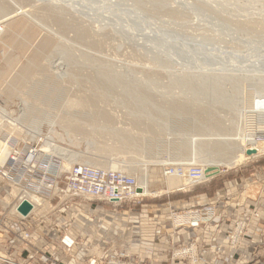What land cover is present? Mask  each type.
Masks as SVG:
<instances>
[{
	"label": "rangeland",
	"instance_id": "1",
	"mask_svg": "<svg viewBox=\"0 0 264 264\" xmlns=\"http://www.w3.org/2000/svg\"><path fill=\"white\" fill-rule=\"evenodd\" d=\"M0 27V144L40 151L49 135L112 169L138 163L126 173L155 203L264 174L263 131L257 156L189 191L167 187L153 165L189 156L193 138L204 156L224 155L217 163L233 155L221 138L264 126V0H0ZM31 125L39 138L24 135ZM62 155L42 153L39 170L65 171Z\"/></svg>",
	"mask_w": 264,
	"mask_h": 264
},
{
	"label": "built area",
	"instance_id": "2",
	"mask_svg": "<svg viewBox=\"0 0 264 264\" xmlns=\"http://www.w3.org/2000/svg\"><path fill=\"white\" fill-rule=\"evenodd\" d=\"M8 148V154L0 157V187H8L10 192L0 194V233L6 232L13 236L8 246L18 252H26L25 256H17L11 253L0 254V264H61L54 255L44 248L43 236L34 239L29 230L30 216L43 218L51 208L68 205L75 200L96 201L106 204H121L129 202L134 206L146 197L143 191H137L139 187L137 179L116 169L94 167L88 164L73 163L65 171L56 174L48 173L49 169L39 170L40 153L35 144H29L24 149H19L14 141H4ZM163 177L175 176L183 180L177 186L176 191H189L196 185L210 180L205 172V167L194 162L168 163L161 167ZM248 181V182H247ZM260 182L256 192L254 189L247 193L248 187ZM256 186V185H255ZM12 187L17 189L12 194ZM239 198L238 208L249 206L251 210L241 214V211L231 217L224 233L223 242L211 243L216 232V209L222 204V200L214 194L210 201L192 204L190 206L171 210L169 217L173 223L175 234L189 232L190 239L169 246L168 260L172 263L178 261L186 264H208L206 258L217 253L228 251L238 252L246 248L249 243V251L252 258L264 255V231H260L258 240H252L254 234L252 228L257 222L263 220L264 210V178L260 181L246 179L237 186ZM29 192L39 196L48 202V206L40 213L31 211L26 216L20 215L16 208L22 200H27L23 195ZM9 198V199H6ZM7 200L5 203L3 200ZM251 205V206H252ZM226 209L227 205H223ZM9 208V210H8ZM113 210H116L115 207ZM62 219L66 220V216ZM64 229V225L56 226L52 235L58 229ZM206 229V230H205ZM67 231V228L64 229ZM181 230V231H180ZM45 230H43V234ZM49 236V235H48ZM63 252L69 257L76 245L75 239L69 232H64L58 238ZM209 244V246H201ZM103 246V244H102ZM71 258V257H70ZM80 264H152L144 259L132 258L127 250L121 247L102 250L97 255L88 256Z\"/></svg>",
	"mask_w": 264,
	"mask_h": 264
},
{
	"label": "crops",
	"instance_id": "3",
	"mask_svg": "<svg viewBox=\"0 0 264 264\" xmlns=\"http://www.w3.org/2000/svg\"><path fill=\"white\" fill-rule=\"evenodd\" d=\"M259 175V176H258ZM250 178V177H249ZM264 178L263 173L255 176L256 181ZM238 178H231L222 183V187L215 189L211 193L202 192L189 199L185 203H181L182 199H171L164 203H155L142 201L137 205L129 202L121 204H106L96 201L75 200L74 204L56 206L50 209L43 215V218L30 216L29 230L33 234L34 239L43 236L44 248L51 252L61 264H80L88 256L97 255L102 250L109 248H124L132 258L144 259L152 264H186V262L178 261L172 263L168 260L167 253L169 246L185 242L192 237L194 232H180L175 234L173 223L169 213L171 210L190 206L192 204L203 203L202 200L211 198L217 194L222 200V204L216 209V232L213 235L211 243L223 242L224 233L232 216L241 211V214L251 210L253 203L249 206L238 208L237 200L239 192L237 186ZM251 181L254 180L250 178ZM242 180L241 182H243ZM254 189V184L248 187L247 193H251ZM3 190L0 187V194ZM174 192V191H173ZM199 197V201L194 202L193 199ZM145 198V197H144ZM223 205H227L226 209ZM252 205V206H251ZM115 207L116 210H113ZM46 208V206L44 207ZM36 210L40 213L44 210ZM264 217V210L262 211ZM66 216V220L62 219ZM64 225V229H58L55 237L52 235L56 226ZM43 230L45 233L43 234ZM206 230V229H205ZM181 231V230H180ZM260 231H264L263 220L257 222L252 228L254 234L252 240H258ZM64 232H69L76 241L72 256H68L63 252L58 238ZM49 235V236H48ZM13 236L9 233H0V254L11 253L17 256H25L26 252H18L8 246ZM247 246L238 252L223 251L208 256L206 261L208 264H264V255L259 258H252L249 251V243ZM209 246V244L201 243V246Z\"/></svg>",
	"mask_w": 264,
	"mask_h": 264
},
{
	"label": "bare ground",
	"instance_id": "4",
	"mask_svg": "<svg viewBox=\"0 0 264 264\" xmlns=\"http://www.w3.org/2000/svg\"><path fill=\"white\" fill-rule=\"evenodd\" d=\"M22 104H25V103H22ZM26 109H27V107H25V110ZM39 109H41V108H39ZM23 110L24 109L21 108V113L22 114H23V112H22ZM2 111L5 112L6 110L2 106H0V113H2ZM0 117H2V116H0ZM18 117H19V115H18ZM17 120H18V118L15 119V120H13L14 121L13 123L17 122ZM31 124H33V123L31 122ZM38 124H39V122H38ZM251 125H252L251 127L253 128L254 125L253 124H251ZM12 126H14V128L16 130L18 129L19 131H21V127H19L18 125L13 124ZM32 128H33L32 125H31V129L30 128L28 129L26 127V130L27 131H25L24 135L25 134H29V136L32 139L39 138V136L42 135L41 128L39 127L40 128L39 131H35ZM247 131H249V134L250 135H246V134H243L241 132L242 134L236 135V137H234V138L223 137V138L220 139V140L226 141V143H228L231 146L230 147L229 145H227L228 147H230L231 152H233L232 153L233 155L232 156L229 155L226 159L220 160L217 163H214L213 162V161H215L214 159H219V158L223 157L224 155L223 154H220L221 157H220V155H218L219 157L218 156H216V157H209V155L208 156H204L202 154V152L200 153V151L197 152V150H195L196 148H194V147H196V143H195L196 142L195 141L196 139L193 138L192 141H191V143H190V146H191L192 149L190 150L189 156L184 157V158L182 156V157L179 158V160H175L177 157H172V156L166 157V156H164L162 160H156V161H154L153 165H161V166H163L165 164L172 163L174 161H176V162L177 161L178 162L180 161L181 162L182 160L185 161V162H188V161L189 162H194V163L198 162V163H201V165L203 164L202 166H204L205 169L208 168V167H212L213 170H214L212 172H216L214 174H217V173L221 172L220 166H227V167L234 166L237 163H241L247 157L257 156L261 152V148H260L261 145L258 142L259 141L258 139L260 138L261 132L263 131V133H264V126H263V124L262 123H258V124H256L254 126V129L247 128ZM50 138L52 139V137H49V135H47V137H45L46 140L43 139V145H42V147H41V149L39 151L40 156H41L42 153H48V152H50V153L52 152V153L57 154V155L58 154H60V155H62V154L66 155L67 157H64V155H62L63 157H61V159L64 160V163H63V168L64 169L68 168L73 162H77V161H80L79 163L88 164V165H91V166H94V167L97 166V167H102V168H106V169L107 168L112 169V168L107 167L105 165H100L98 163H94V162H91V161H88V160H84V159L78 158L75 155V153H76L75 151H72L73 153H71V152L70 153L63 152V151H66L67 149L66 148L65 149L62 148V146H59L58 144L52 143ZM249 148L255 150V152L252 153V154H246V150L249 149ZM8 151H9V148H8L7 144L3 141L0 144V157L1 156H4L5 157L8 154ZM68 151H70V150H68ZM227 152H230V151H226V153H224V154H227ZM127 165L128 166L122 165L120 167L121 169L123 168L122 169L123 172H128V167L129 166H132V167L135 166L136 167L139 164L138 163H129ZM113 169H116V168L113 167ZM212 175L213 174L207 175V177H211ZM165 180H166L165 183H166L167 187H170L171 189L174 188L175 191H176L177 186H179L183 182V180H181L180 178H177L175 176H168V177H166ZM137 181H138L139 187L141 188V191H143V193L146 196L147 195H150L152 191H150V189L148 187V182L145 181V179H140L139 177H138V180ZM254 186H255V184H254ZM12 192H13V194H15L17 192V189L14 188V187H12ZM153 193L156 194L157 191H155ZM23 195L33 204L32 212H34L36 210H41L45 206H48L47 200H45V199H43V198H41L39 196H34L33 194H31L29 192L23 193ZM34 213H36V212H34Z\"/></svg>",
	"mask_w": 264,
	"mask_h": 264
},
{
	"label": "water",
	"instance_id": "5",
	"mask_svg": "<svg viewBox=\"0 0 264 264\" xmlns=\"http://www.w3.org/2000/svg\"><path fill=\"white\" fill-rule=\"evenodd\" d=\"M2 31V28L0 27V32ZM255 152V150H253V149H247L246 150V154H252V153H254ZM212 171H214L213 170V168L212 167H208V168H206L205 169V172L207 173V175H211V174H213V175H216V174H214V173H216V172H212ZM212 175V176H213ZM211 176V177H212ZM137 191H141V188L140 187H138L137 188ZM31 209H32V206H31V204L27 201V200H22L19 204H18V206H17V208H16V211L20 214V215H22V216H26V215H28V213L31 211Z\"/></svg>",
	"mask_w": 264,
	"mask_h": 264
}]
</instances>
